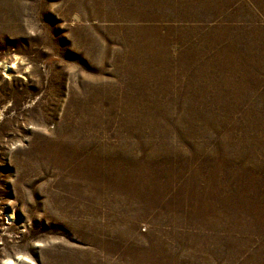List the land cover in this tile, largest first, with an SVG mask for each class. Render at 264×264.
Here are the masks:
<instances>
[{
  "label": "rangeland",
  "instance_id": "obj_1",
  "mask_svg": "<svg viewBox=\"0 0 264 264\" xmlns=\"http://www.w3.org/2000/svg\"><path fill=\"white\" fill-rule=\"evenodd\" d=\"M241 166L264 192V0H0V264H264Z\"/></svg>",
  "mask_w": 264,
  "mask_h": 264
},
{
  "label": "bare ground",
  "instance_id": "obj_2",
  "mask_svg": "<svg viewBox=\"0 0 264 264\" xmlns=\"http://www.w3.org/2000/svg\"><path fill=\"white\" fill-rule=\"evenodd\" d=\"M237 175H235L236 177H233V175L227 170L225 173V183L223 185V207L226 213H231L229 219L230 225L227 227V231H233L232 228L237 227V223L247 222L251 226L250 231L252 233L264 236V228L261 229L258 226V223H256L257 221L255 222V220H252L255 216L257 217V214L260 215V213L264 211V192L254 180L256 176L251 178L249 176L250 174H247L244 167L241 166L240 172ZM23 257L18 256L14 261H6V263L3 264L23 263L25 262ZM194 260L196 259L191 260V264H199L194 263Z\"/></svg>",
  "mask_w": 264,
  "mask_h": 264
}]
</instances>
